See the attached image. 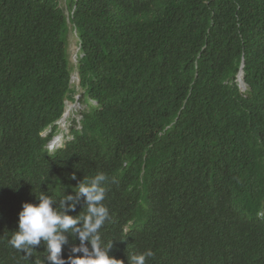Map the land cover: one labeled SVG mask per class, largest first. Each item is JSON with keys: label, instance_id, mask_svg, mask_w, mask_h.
Listing matches in <instances>:
<instances>
[{"label": "trees", "instance_id": "16d2710c", "mask_svg": "<svg viewBox=\"0 0 264 264\" xmlns=\"http://www.w3.org/2000/svg\"><path fill=\"white\" fill-rule=\"evenodd\" d=\"M242 54L250 95L218 104ZM73 67L97 105L48 156ZM81 171L108 177L101 238L123 264H264V0H0V264H48L43 243L29 260L10 245L18 212Z\"/></svg>", "mask_w": 264, "mask_h": 264}, {"label": "clouds", "instance_id": "9594fccd", "mask_svg": "<svg viewBox=\"0 0 264 264\" xmlns=\"http://www.w3.org/2000/svg\"><path fill=\"white\" fill-rule=\"evenodd\" d=\"M245 66L246 58L242 54L235 78L224 80L221 87L218 85L213 88L216 90L211 92L215 98L218 97V104L229 102L237 107L243 104L250 95L251 85L246 80ZM78 84L79 78L77 88L82 91ZM73 94L71 95L72 99ZM67 102L72 101L66 100L64 102L62 115L39 132V137L44 140L41 149L48 156H54L65 151L73 139L72 130L81 128L80 118L78 121L79 128L70 127L69 132L63 135V129L60 128L59 122L66 115ZM83 102L85 108L82 110L97 105L96 100L81 92L78 104L81 105ZM79 150H74L69 158L80 161L78 157ZM80 164L81 162H78V165ZM143 164L142 158L140 165ZM68 168L65 166L63 170ZM79 174V178L82 179L78 183L70 180L72 194L63 193L62 197L57 200L45 192H40L39 196L35 195L37 203H22L21 210L18 212L17 230L13 232L9 243L20 253H23L24 259L29 260L34 251V246H40L43 243L47 252L45 259L48 264H123L121 260L109 255L113 247V240L104 243L101 238V229L105 222L110 220L109 209L103 203L106 196L104 185L108 181V177L103 172L97 173L94 177L86 171H81ZM71 179H76L75 174L71 176ZM66 180L63 179L59 182L64 181L65 184ZM79 205L84 208V213L70 215L69 213L74 212ZM69 237L78 239L79 244H74L71 247L73 255L65 259L61 255L62 247L68 244ZM76 253L80 255H75ZM152 256L153 252L151 250L134 254L130 257V261L128 260V264H146L147 258ZM40 264H45V261L42 260Z\"/></svg>", "mask_w": 264, "mask_h": 264}, {"label": "rangeland", "instance_id": "374dc122", "mask_svg": "<svg viewBox=\"0 0 264 264\" xmlns=\"http://www.w3.org/2000/svg\"><path fill=\"white\" fill-rule=\"evenodd\" d=\"M60 5L63 8H65V0H60ZM68 53L70 56L71 64L75 65L76 64L75 62L77 59L76 56L79 53V45H78L77 38L75 37V34L73 31L69 33ZM70 83H71V87L74 89L76 88V89H75V93L73 94L72 102L66 103L65 111H67L66 112L67 116L61 119V121L59 122L60 128L63 129V135L69 132L70 127L79 128L78 121L81 118L79 111L85 108L84 102L81 105L78 104L80 101V96H81L82 91H80L77 88L78 73H77L76 68H74V70L72 71Z\"/></svg>", "mask_w": 264, "mask_h": 264}, {"label": "bare ground", "instance_id": "6f19581e", "mask_svg": "<svg viewBox=\"0 0 264 264\" xmlns=\"http://www.w3.org/2000/svg\"><path fill=\"white\" fill-rule=\"evenodd\" d=\"M67 115H64V118L66 117Z\"/></svg>", "mask_w": 264, "mask_h": 264}]
</instances>
